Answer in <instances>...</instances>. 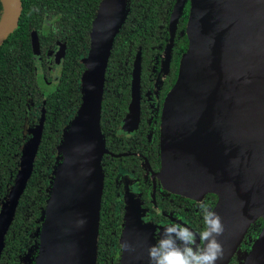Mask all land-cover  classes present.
Here are the masks:
<instances>
[{
	"label": "water",
	"instance_id": "water-1",
	"mask_svg": "<svg viewBox=\"0 0 264 264\" xmlns=\"http://www.w3.org/2000/svg\"><path fill=\"white\" fill-rule=\"evenodd\" d=\"M115 1L116 21L96 17L92 23L89 50L81 60L80 103L56 146L38 219L35 264H95L103 74L124 15L123 0ZM184 1L176 0L175 8ZM188 2L187 46L160 116L159 173L174 192L217 196L203 241L206 264H227L247 223L236 218L250 214L262 216L263 226L241 264H264V0ZM0 4L1 44L16 27L21 5L20 0ZM31 47L36 55L34 34ZM59 55L60 50L56 59ZM138 68L137 58L130 80V119L137 112ZM40 127V119L28 127L26 118L23 132L30 137L20 145L16 174L0 200V249L30 172ZM125 218L119 264H159L149 228L131 213Z\"/></svg>",
	"mask_w": 264,
	"mask_h": 264
},
{
	"label": "flooded vegetation",
	"instance_id": "flooded-vegetation-1",
	"mask_svg": "<svg viewBox=\"0 0 264 264\" xmlns=\"http://www.w3.org/2000/svg\"><path fill=\"white\" fill-rule=\"evenodd\" d=\"M101 3L102 0H84L81 8V16L89 21V28L85 32L88 38L92 28L91 22L97 17ZM175 3L176 0L171 3L168 0H123L122 23L127 21L136 26L138 23L158 21L165 22L166 25L161 31L162 35L157 33L160 40H157L155 46H150L142 57L141 43L136 44L129 68L128 98L122 100L115 92L112 96L114 101H105L99 112V128L103 140L99 161L103 180V248L97 264H119V237L127 213L136 216L140 223L149 228L159 264H206L201 255L203 241L217 196L204 193L201 196L189 197L174 192L159 173L160 116L165 96L175 81L179 60L185 50L186 36L181 32L189 13L188 0L178 9L175 8ZM111 16L108 14L106 20H114ZM47 24L45 20L42 21L43 27ZM136 29H130V36L137 34ZM57 34L58 37L62 36V39L56 40L46 48L47 74L42 78L40 86L43 94L54 87L66 47L69 48V54L77 53L79 48V54L87 55L89 50V40L82 45L80 37H77V42H73L67 34L55 32L54 35ZM75 35L79 36L78 32ZM121 35H128L125 29L121 30ZM59 50L61 55L56 59L55 52ZM137 58V112L135 117L130 119V80ZM80 64L83 68L82 61ZM54 68V76H51ZM37 119L35 116L29 118V125L36 123ZM41 211L42 209L34 220L33 237L23 245L16 264L22 256L24 264H35L40 228L38 219ZM236 219L241 220L242 224L247 223L227 264L244 262L263 226V218L260 215L250 214L249 217Z\"/></svg>",
	"mask_w": 264,
	"mask_h": 264
},
{
	"label": "trees",
	"instance_id": "trees-1",
	"mask_svg": "<svg viewBox=\"0 0 264 264\" xmlns=\"http://www.w3.org/2000/svg\"><path fill=\"white\" fill-rule=\"evenodd\" d=\"M168 1L171 3L172 0ZM83 3L84 0H20L21 9L17 25L0 44V200L16 174L20 145L25 139L23 128L26 118L27 124L29 118L34 116L38 117L36 123L39 119L41 121L40 137L30 172L3 235L0 264H16L23 245L33 237L34 220L45 204L56 146L63 127L73 117L80 103L79 84L84 70L80 59L86 55L79 54V48L77 53L70 54L69 48H65L59 74L51 91L43 94L40 86L42 78L47 74L46 48L56 40L62 39V36L54 35L55 32L67 34L73 42H77V37H80L82 45L89 40L85 35L89 21L81 16ZM43 20L48 22L44 27ZM92 23L93 21L91 25ZM165 25V22L158 21L138 23L136 26L127 21L120 23V28L114 33L110 43L104 67L100 110L105 101H114L112 96L115 92L122 100L128 98L129 68L136 44L141 43L142 57L150 46H155L157 40H160L157 33L162 35L161 31ZM122 29H125L127 36L121 35ZM130 29L138 30L137 34L130 36ZM76 32L79 36L75 35ZM181 33L186 36L185 25ZM32 34L37 41L36 55L31 47ZM186 46L187 37L185 49ZM102 185L95 264L100 260L103 248Z\"/></svg>",
	"mask_w": 264,
	"mask_h": 264
},
{
	"label": "rangeland",
	"instance_id": "rangeland-1",
	"mask_svg": "<svg viewBox=\"0 0 264 264\" xmlns=\"http://www.w3.org/2000/svg\"><path fill=\"white\" fill-rule=\"evenodd\" d=\"M106 1L103 2V5H102V7H101V9H100L97 17H99L102 21H108V20H106V18L108 16V14H110V15H112L111 18L112 17L114 18V20H112V22L113 21H116V17H117V15H119V11H117L118 8L114 9L113 5L117 1H115V0H106ZM120 13H121V11H120ZM54 73H55V68L51 71V76H54ZM27 125H28V127H31V126H34L35 123L34 124H30V125L28 123ZM29 137H30V133L25 132V139H24V141H26ZM58 162H60V155H58L57 158H56V160H55V163H58ZM19 259H21L20 262H19V264H24V257L22 256Z\"/></svg>",
	"mask_w": 264,
	"mask_h": 264
}]
</instances>
